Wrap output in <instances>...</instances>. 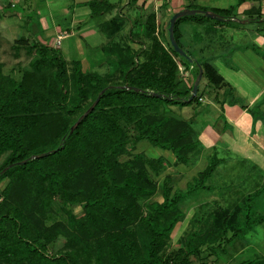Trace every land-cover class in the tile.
Returning a JSON list of instances; mask_svg holds the SVG:
<instances>
[{"label": "trees", "instance_id": "1", "mask_svg": "<svg viewBox=\"0 0 264 264\" xmlns=\"http://www.w3.org/2000/svg\"><path fill=\"white\" fill-rule=\"evenodd\" d=\"M88 5L92 16L112 7L107 0ZM234 8L212 11L230 18ZM197 16L203 14L176 20L174 36L180 47V22ZM114 22L116 28L111 27ZM106 25L115 34L124 21L114 17ZM168 25L169 20L165 43L153 13L145 17V40L140 37L138 47L131 44V30L107 42L102 46L105 72L84 71L80 60L68 61L49 44L26 37L15 40L16 48L23 45L32 57L17 78L5 74L0 64V182L5 180L0 190V264H206L212 254L204 255L203 248L222 246L243 232L239 218L245 216L249 225L264 221L260 214L248 220V196L232 210L214 212L183 245L165 250L183 218L181 202L207 187L219 161L209 158L186 190L166 183L162 199L150 200L158 191L153 176L161 174L163 161L135 152V146L145 140L172 152L176 163H187L198 146L190 122L161 113L160 106L200 102V83L196 96L187 101L199 66L201 81L217 90L226 86L212 63L193 59L183 48L190 62L173 49ZM179 65L191 72L189 85L180 77ZM225 95H233V89L226 87ZM53 203L66 215L65 221L54 219ZM75 206L81 207V214L74 212ZM59 237L63 248L49 253ZM239 264H264V256Z\"/></svg>", "mask_w": 264, "mask_h": 264}, {"label": "crops", "instance_id": "2", "mask_svg": "<svg viewBox=\"0 0 264 264\" xmlns=\"http://www.w3.org/2000/svg\"><path fill=\"white\" fill-rule=\"evenodd\" d=\"M90 1L47 0V4L37 11L41 25L40 42L60 49L61 40L77 36L85 41L86 46H94L103 53L102 46L112 39L123 38L131 30L135 38L131 44L138 47L140 37L145 40V17L153 13L156 16L157 31L165 43L163 36L166 34V22L173 13L184 8L212 11L213 8L235 7L230 18L219 20L203 15L188 17L180 22L179 41L183 48L193 55V59L212 63L224 78L226 86L217 90L205 84L203 89L206 95L203 100L198 104L181 106V110L190 113L182 119L190 122L193 138L198 142L187 163H176L175 156L168 150L158 156L149 157H160L164 169H179V177L186 176L191 171L187 169H193L196 164H201L202 160L207 161L211 157H217L219 162L208 180L219 165H231L236 160L250 168L243 174L242 194L230 186L232 178H217V190L211 189L207 182V187L203 188L215 191L210 195L191 202L185 201L186 205H183L186 196L181 202L183 218L178 222L179 232L204 228L212 220L214 212L222 209L232 210L248 196L251 198L252 209L256 201L254 199L259 196L264 185V0H107L112 7L98 16L91 15L88 5ZM257 15L260 18L256 20ZM114 17L121 18L124 26L118 33L111 34L106 30L110 28L106 22ZM3 19L6 31H9L11 23L6 21V18ZM92 20L95 22H91ZM116 25L117 22H114L111 27L116 28ZM59 35L62 38L58 47L54 42L51 44L44 41L50 38L56 40ZM20 37L24 36L14 38L16 40ZM90 39L94 41L87 43L86 40ZM106 60L104 54L101 63L106 64ZM185 75V83L189 85L191 72L186 71ZM228 86L233 89L231 96L225 95ZM182 169L186 170L185 174ZM197 173L186 180L184 188L178 189L186 190L188 183ZM254 211L257 212L256 209ZM191 221H195L194 227L190 226ZM263 223L264 221L256 225ZM253 227L243 229L238 235L250 236ZM225 244L219 247L221 251L225 250ZM262 247L260 241H244L235 253L264 256ZM203 249L204 255L216 252L215 248Z\"/></svg>", "mask_w": 264, "mask_h": 264}, {"label": "rangeland", "instance_id": "3", "mask_svg": "<svg viewBox=\"0 0 264 264\" xmlns=\"http://www.w3.org/2000/svg\"><path fill=\"white\" fill-rule=\"evenodd\" d=\"M47 0H0V64L2 66V70L5 74H10L11 76L18 77L21 73V71L28 66V63L32 57V53H30L29 49L24 47L23 45L19 48H16L15 46V36H24L29 39L30 42H40L39 35L41 34L40 30V23L38 20L39 14L37 11L44 7ZM13 3L11 6L10 4ZM47 4V3H46ZM4 18L8 21L10 24L9 31H6V26H4ZM51 20V19H50ZM95 22V21H91ZM14 32V33H11ZM17 34V35H16ZM102 39V36L101 38ZM54 38H50L47 40H44L46 42H50L56 47L59 46V44L54 40ZM88 41H94V40H86ZM85 41L80 40L77 36H69L67 38H64L61 40L60 44V51L64 55V57L68 60H80L82 63V69L84 71H90L95 70L98 72H105V65L101 63L102 58H104V54L100 53L98 49H96L94 46H86L84 44ZM52 46V45H51ZM107 66V65H106ZM183 69L182 66H179L180 71V77L186 80V71L180 70ZM190 80V83L192 81L188 78V81ZM206 84V81L203 79L200 82V89L204 91V86ZM212 88V87H211ZM209 94V93H208ZM204 95L205 91H204ZM203 95V96H204ZM243 97V96H242ZM160 112L169 116H174L178 118H186L189 114L185 113L183 110H181L180 105H170L167 103H162L160 106ZM197 125H195L196 127ZM135 152H144L147 156H158L159 154L163 153V151L158 147L152 146L147 141L143 140L140 141L135 146ZM170 152V151H169ZM4 159V156H0V165ZM205 161V162H204ZM237 162V164H235ZM234 164H224L219 165L211 178L207 181L208 185L211 189H216V183L215 180L217 178H232V182L230 186H232L236 190V192L242 194L243 190V182L242 179L244 178V171L246 169H250L247 166H244V164L239 163V161L236 160ZM209 163V159L202 160L201 164H196L193 169H187L191 170L187 175H183L182 177H179V169H163L161 174L157 177L153 176L157 183L158 191L150 198V200H161V189L164 184L167 183V185L172 186L175 190L178 188H184L186 184V180L190 179L191 176L195 175L197 171L204 168ZM184 165V164H183ZM191 167V166H189ZM183 174H185V169L181 170ZM196 172V173H195ZM218 180V179H217ZM229 183V182H228ZM225 183V184H228ZM5 184V180H2L0 182V190ZM209 188V189H210ZM209 189H199L194 192H192L190 195L186 197V199L183 202V205H186V202H191L192 200L199 199L200 197H206L210 195L212 190ZM235 199V198H234ZM256 200V201H255ZM255 204L253 205L252 209L249 211V218L248 220L254 219L256 216L264 215V185L263 189L261 190L259 196H257L255 199ZM188 204V203H187ZM257 210L255 212L254 210ZM52 210H53V217L54 219H66V215L58 208L56 203L52 204ZM74 212L79 215L81 214V207L75 206L73 208ZM248 210L245 208L243 210L246 213ZM246 218L243 216V219L240 220L241 222H238L239 228H247L248 226H254L252 228V231L249 235H245L242 237L241 235L234 236L231 242L225 244V250L221 251L220 246L215 247L216 252H214L212 255L209 256L207 259L206 264H239L241 261L245 259H251L258 255H249L245 252L243 253H235V251L243 244L244 241L254 240V241H260L263 245L261 250H264V223L260 225L256 224H245ZM196 225L195 221L190 222V226L194 227ZM180 224H176L172 233L171 237L168 241V244L165 248L166 252H169L171 250L176 249L178 246L183 245V243L187 239V235L190 234L193 231V228L190 230H186L184 232H179L178 227ZM63 248V241L59 237L56 242H54L51 247L49 248V253H55L59 249ZM264 255V252L262 253Z\"/></svg>", "mask_w": 264, "mask_h": 264}, {"label": "water", "instance_id": "4", "mask_svg": "<svg viewBox=\"0 0 264 264\" xmlns=\"http://www.w3.org/2000/svg\"><path fill=\"white\" fill-rule=\"evenodd\" d=\"M198 13H202L203 15L210 17V18H214V19H219L222 20V16L213 12V11H208V10H202V9H192V8H184L181 9L175 13H173V15H171L170 19H169V25H168V38L170 41L171 46L173 47V49L181 56L186 57L190 62L193 61L192 58H190L186 52L184 51V49L182 47L179 46L175 36H174V25L175 22L178 18L182 17V16H186V15H195ZM202 68L199 66L198 67V73L193 81L192 84V89H191V93L190 96L188 97L187 101L191 100L194 96H196L197 92H198V87H199V83L201 81L202 78ZM99 96L95 99V101L90 105V107L88 109H86V111H84L78 118L77 120L74 122V124L71 126L70 131L72 132L76 126L78 125V123L94 108V106L96 105V103L98 102ZM45 154V153H43ZM38 156V155H35ZM27 159L20 161V163H25ZM5 170V169H3Z\"/></svg>", "mask_w": 264, "mask_h": 264}, {"label": "built area", "instance_id": "5", "mask_svg": "<svg viewBox=\"0 0 264 264\" xmlns=\"http://www.w3.org/2000/svg\"><path fill=\"white\" fill-rule=\"evenodd\" d=\"M62 36H57V39H56V42L59 44L60 40H61ZM192 67V66H191ZM180 70H183V69H180ZM203 100V96L202 97H199V101Z\"/></svg>", "mask_w": 264, "mask_h": 264}]
</instances>
